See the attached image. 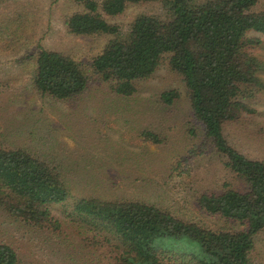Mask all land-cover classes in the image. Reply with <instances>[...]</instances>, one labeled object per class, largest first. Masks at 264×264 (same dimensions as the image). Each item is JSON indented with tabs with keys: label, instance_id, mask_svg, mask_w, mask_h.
I'll return each instance as SVG.
<instances>
[{
	"label": "trees",
	"instance_id": "1",
	"mask_svg": "<svg viewBox=\"0 0 264 264\" xmlns=\"http://www.w3.org/2000/svg\"><path fill=\"white\" fill-rule=\"evenodd\" d=\"M80 1L83 9L70 16L68 30L76 35H114L91 63L93 73L108 82L114 95L133 96L135 82L150 76L163 59L182 77L192 114L242 185L241 190L204 192L199 206L243 225L213 228L152 203L90 195L75 198L70 211L90 226L82 227V233L103 247L109 264H254L251 253L257 237L264 236V161L235 148L225 128L239 122L244 112H253L249 102L264 95V61L253 50L261 42L254 34L264 35L261 0ZM145 1H161L167 17L138 16L123 33L105 18ZM32 87L45 97L72 104L86 98L91 80L76 59L41 49ZM177 96L175 90H167L160 98L171 103ZM143 135L159 140L150 131ZM62 170L28 148L0 142V207L28 228H61L50 206L70 197ZM0 264L33 263L10 244L0 243Z\"/></svg>",
	"mask_w": 264,
	"mask_h": 264
},
{
	"label": "rangeland",
	"instance_id": "2",
	"mask_svg": "<svg viewBox=\"0 0 264 264\" xmlns=\"http://www.w3.org/2000/svg\"><path fill=\"white\" fill-rule=\"evenodd\" d=\"M258 7L264 10V0ZM82 9L80 0H0V142L60 164L70 190L67 201L50 206L59 229L28 228L0 207V243L33 264H109L103 247L82 233L90 226L70 213L75 198L90 195L152 203L213 228H242L239 221L199 206L204 192L241 190L242 185L192 114L182 77L163 59L150 76L135 82L133 96L114 95L91 70L93 58L114 35L71 33L68 19ZM141 15L166 18L168 13L161 1H145L105 18L123 33ZM254 35L261 39L254 53L264 61V35ZM41 49L83 65L91 80L86 98L68 104L32 87ZM260 75L264 80V72ZM167 90L179 93L171 103L160 98ZM249 103L254 111L228 124L225 134L247 157L264 161V95ZM144 131L159 140L144 137ZM255 245L252 261L264 264V236Z\"/></svg>",
	"mask_w": 264,
	"mask_h": 264
}]
</instances>
